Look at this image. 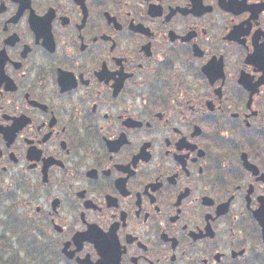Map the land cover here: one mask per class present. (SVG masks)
<instances>
[{"label": "flooded vegetation", "instance_id": "flooded-vegetation-1", "mask_svg": "<svg viewBox=\"0 0 264 264\" xmlns=\"http://www.w3.org/2000/svg\"><path fill=\"white\" fill-rule=\"evenodd\" d=\"M0 264H264V0H0Z\"/></svg>", "mask_w": 264, "mask_h": 264}]
</instances>
